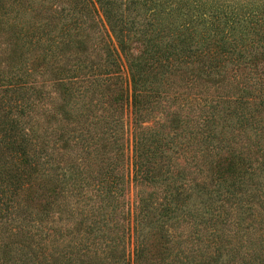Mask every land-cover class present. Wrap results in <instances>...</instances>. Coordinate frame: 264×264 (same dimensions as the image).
<instances>
[{
  "label": "trees",
  "instance_id": "obj_1",
  "mask_svg": "<svg viewBox=\"0 0 264 264\" xmlns=\"http://www.w3.org/2000/svg\"><path fill=\"white\" fill-rule=\"evenodd\" d=\"M0 264H264V0H0Z\"/></svg>",
  "mask_w": 264,
  "mask_h": 264
},
{
  "label": "rangeland",
  "instance_id": "obj_2",
  "mask_svg": "<svg viewBox=\"0 0 264 264\" xmlns=\"http://www.w3.org/2000/svg\"><path fill=\"white\" fill-rule=\"evenodd\" d=\"M98 16L101 19V21H99L100 25L98 26L99 33L102 35L104 34V31H105L108 34L109 32H108L107 26L103 22L101 14L98 13ZM121 61H122V58H121ZM122 65H123V72L126 74V67L123 62H122ZM127 116L130 117L129 108L127 109ZM128 155H130V149L128 150ZM126 164L124 162L120 170L121 174L124 175V183H123L124 190H123V196L121 200L125 202L124 210H126V207H128L129 211L132 212L133 206L135 204V193H136L137 187L131 180V176H132L131 163L129 162L127 165Z\"/></svg>",
  "mask_w": 264,
  "mask_h": 264
}]
</instances>
